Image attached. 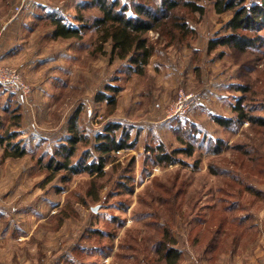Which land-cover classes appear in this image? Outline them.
Returning a JSON list of instances; mask_svg holds the SVG:
<instances>
[{
	"label": "rangeland",
	"instance_id": "1",
	"mask_svg": "<svg viewBox=\"0 0 264 264\" xmlns=\"http://www.w3.org/2000/svg\"><path fill=\"white\" fill-rule=\"evenodd\" d=\"M190 1L204 12L181 6L175 13L193 33L172 34L171 24L151 31L155 52L139 75L111 59L110 43L104 54L96 50L95 28L81 40L53 37L54 15L78 27L80 17L89 25L100 17L91 0H26L19 14L21 0H0V18L34 11L39 43L25 70L0 62L18 69L31 89L22 97L0 83V140L15 133L13 142L27 149L22 158H4L0 143V264H166L163 241L179 252L177 264H227L264 230V127L239 122L234 109L242 100L247 115L264 116V42L242 61L229 47L210 50L232 12L217 13L215 0ZM108 85L120 89L114 108L96 101L102 92L113 95ZM76 112L83 139L72 161L85 151L97 161L96 135L112 122L135 143L111 153L103 176L46 167L70 137ZM216 117L232 122L223 126ZM187 144L192 155L155 162L159 145L170 153Z\"/></svg>",
	"mask_w": 264,
	"mask_h": 264
},
{
	"label": "trees",
	"instance_id": "2",
	"mask_svg": "<svg viewBox=\"0 0 264 264\" xmlns=\"http://www.w3.org/2000/svg\"><path fill=\"white\" fill-rule=\"evenodd\" d=\"M90 6H96L101 12L100 17H97L91 25L87 24L84 17L79 18L82 25L78 27L68 24L58 15L52 16L53 37L81 40L85 30L95 28L97 31L96 50L104 54V45L110 43L111 59L127 61L131 71L139 75L145 73L146 67L155 52L148 37L151 31L159 30L171 24L172 34L174 31L192 34L193 30L189 29L187 22H183L178 13H175L176 10L183 6L193 13L204 12L201 5L190 0H147V2H134L131 5H121L118 0H91ZM215 9L219 14L232 12V18L226 24V33L217 35L209 42V49L213 50L218 46L229 47L237 60L242 61L243 58H248L251 51H256L264 42V35L261 33L264 29V0H257L251 4L247 3V0H215ZM238 89L243 92L248 90L243 86L238 87ZM106 90L111 91L113 95L102 92L97 95L96 101H106L114 108L117 103L115 95L120 89L108 85ZM242 102L239 100L234 107L238 121L247 120L252 124L264 127V116L247 115L242 107ZM76 118L77 112L68 121L70 137L66 139L65 143L58 146L56 153L46 165L47 169L54 172L65 170L69 176L81 173H88L91 177H95L94 175L103 176L105 174L104 168L111 153L133 148L135 144L130 142V132L127 127L123 126L122 123L112 122L105 126L102 133L99 132L96 135L94 151L99 154L97 161H89L93 156L91 151H85L76 161H72L76 155L77 144L83 139L82 136H78ZM215 120L223 126H229L232 122V119L224 117H216ZM15 136V133H8L0 140V143L5 144L4 158H22L27 154L25 146L20 145L19 142H13ZM187 146V149H175L169 153L163 145H159L155 162L157 164L173 163L176 161V154L180 152H187L192 155L194 152L193 144H187ZM217 146L214 152L220 151V144L217 143ZM91 194L95 199H99V193L96 189ZM165 243L163 241L160 248L163 250L161 253L166 259V264H177L179 252L173 247L167 246L168 249L165 248ZM212 243L214 246H218L217 238H214ZM213 245L210 244V248Z\"/></svg>",
	"mask_w": 264,
	"mask_h": 264
},
{
	"label": "crops",
	"instance_id": "3",
	"mask_svg": "<svg viewBox=\"0 0 264 264\" xmlns=\"http://www.w3.org/2000/svg\"><path fill=\"white\" fill-rule=\"evenodd\" d=\"M33 14H35L34 11L30 9L24 12V14L17 20L14 18L7 19L3 16L0 18L1 63L16 62L23 70L26 69L25 66H30L29 62L32 60L30 59L29 50L33 46H39V43L36 42L37 30L34 29L36 23L35 20H32L31 16ZM44 62L46 61H43V63ZM259 221L261 222L263 219H259ZM259 230V232L257 231L254 243L249 246H239L238 252L235 253L233 257H230L231 255H229L231 260L227 264H264V230ZM225 257H228V255ZM225 257H222V261L225 260Z\"/></svg>",
	"mask_w": 264,
	"mask_h": 264
},
{
	"label": "built area",
	"instance_id": "4",
	"mask_svg": "<svg viewBox=\"0 0 264 264\" xmlns=\"http://www.w3.org/2000/svg\"><path fill=\"white\" fill-rule=\"evenodd\" d=\"M26 0H21L19 5L15 6V14H19ZM0 83L8 86L12 92L19 94L22 97L28 96L31 92L30 86L26 83L18 69L10 66L0 65ZM182 106L177 107L176 111L180 110Z\"/></svg>",
	"mask_w": 264,
	"mask_h": 264
}]
</instances>
